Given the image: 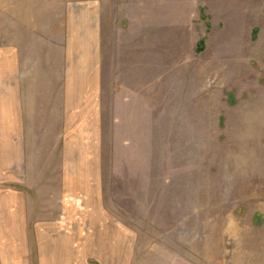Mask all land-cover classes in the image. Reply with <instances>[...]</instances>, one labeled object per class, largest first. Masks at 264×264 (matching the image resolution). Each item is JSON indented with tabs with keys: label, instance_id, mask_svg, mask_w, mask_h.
I'll return each mask as SVG.
<instances>
[{
	"label": "rangeland",
	"instance_id": "374dc122",
	"mask_svg": "<svg viewBox=\"0 0 264 264\" xmlns=\"http://www.w3.org/2000/svg\"><path fill=\"white\" fill-rule=\"evenodd\" d=\"M7 54L8 264H264V0H0Z\"/></svg>",
	"mask_w": 264,
	"mask_h": 264
},
{
	"label": "crops",
	"instance_id": "0c3cea01",
	"mask_svg": "<svg viewBox=\"0 0 264 264\" xmlns=\"http://www.w3.org/2000/svg\"><path fill=\"white\" fill-rule=\"evenodd\" d=\"M9 55L7 54L5 58L1 59V70H0V106H1V132L5 133V140L9 141L10 134V124H11V111H10V102L15 99L17 94L23 92V77L22 74L15 71V67L10 66ZM12 72V73H11ZM20 99V97H18ZM15 116L12 115V120ZM1 153V151H0ZM1 156L3 162L8 166V155H7V146L5 149L2 147ZM3 163V164H4ZM9 205L10 203L1 204L2 208L0 210V264L9 263V247L10 241L9 238L26 237V223L29 222L30 215H22V210L20 213L14 214L13 217H9ZM27 216V217H26ZM12 219V220H10ZM10 221L16 223L17 230L13 232H19L17 234H11L10 232ZM39 224L35 225L36 235L38 237L49 238L48 241H45L43 249H41L42 254V264H72L73 261L77 260V257L74 254V245L73 240L67 239V236H63L61 232L57 230V225H54L53 220H39ZM44 222V223H43ZM43 223V224H42ZM6 239V240H4ZM53 239V240H52ZM4 240V241H3ZM45 240V239H43ZM47 240V239H46ZM51 240V241H50ZM63 249H60V248Z\"/></svg>",
	"mask_w": 264,
	"mask_h": 264
},
{
	"label": "trees",
	"instance_id": "16d2710c",
	"mask_svg": "<svg viewBox=\"0 0 264 264\" xmlns=\"http://www.w3.org/2000/svg\"><path fill=\"white\" fill-rule=\"evenodd\" d=\"M202 44V42H200Z\"/></svg>",
	"mask_w": 264,
	"mask_h": 264
}]
</instances>
